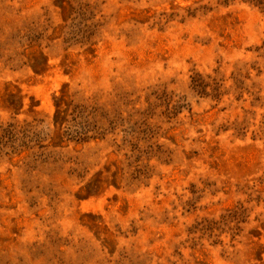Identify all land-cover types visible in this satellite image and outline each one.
<instances>
[{
	"label": "rangeland",
	"instance_id": "374dc122",
	"mask_svg": "<svg viewBox=\"0 0 264 264\" xmlns=\"http://www.w3.org/2000/svg\"><path fill=\"white\" fill-rule=\"evenodd\" d=\"M0 264H264V0H0Z\"/></svg>",
	"mask_w": 264,
	"mask_h": 264
}]
</instances>
